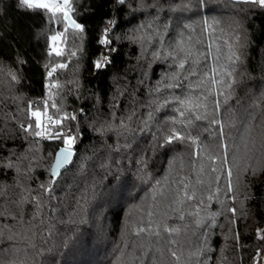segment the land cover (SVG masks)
I'll return each instance as SVG.
<instances>
[{"label":"trees","instance_id":"trees-1","mask_svg":"<svg viewBox=\"0 0 264 264\" xmlns=\"http://www.w3.org/2000/svg\"><path fill=\"white\" fill-rule=\"evenodd\" d=\"M73 7L84 32L69 30L57 56L49 37L62 31L59 21L0 0V264H251L264 248V7L243 0H73ZM205 20L215 22L214 34ZM150 23L168 26L165 46L181 34L203 41L195 45L202 51L211 42L218 64L234 69L227 103L220 96L216 113L187 125L198 146L191 138L165 142L171 119H183L173 97L206 91L191 75L165 87L176 83L174 73H187L171 57L153 58L156 50L164 56L158 38L146 50L126 38ZM232 52L240 56L234 64ZM102 56L109 63L97 69ZM58 64L67 67L48 77ZM215 99L208 97L209 113ZM45 101L54 119L76 117L49 124L52 135L77 137L72 164L54 179L62 140L21 127L35 125L31 112H43ZM174 127L183 134L185 126ZM156 226L160 237L150 235Z\"/></svg>","mask_w":264,"mask_h":264},{"label":"snow or ice","instance_id":"snow-or-ice-1","mask_svg":"<svg viewBox=\"0 0 264 264\" xmlns=\"http://www.w3.org/2000/svg\"><path fill=\"white\" fill-rule=\"evenodd\" d=\"M118 3L123 4L125 0H117ZM239 2V0H238ZM243 2L255 5L257 7H264V0H243ZM18 3L25 8L29 10H43L49 18V21L51 22L53 19L60 22L62 26V31L55 32V34L51 35L49 37V40L51 41V47L55 54L57 56L63 55V52L60 48V44L63 43L62 37H65V34L71 30L73 34L77 33H83L84 32V25L77 22L76 19L73 18L74 14V7H73V0H18ZM204 23L207 25V29L210 31V34H214L215 27L213 23H209L207 20L204 21ZM114 24V21H109V27H111ZM164 31H160L158 28H154L153 25L150 23L148 25H141L137 29L133 30L131 34L126 36V38L132 42H139L141 44L142 49L146 50V46L151 43L154 37L159 39V45L160 48L164 49V56L161 57L160 51L156 50L152 53V56L154 59H167L171 57L173 59V62L176 64L177 68L181 72L187 73L183 77H181L180 73H174L171 77L172 80L176 81V83H169L165 85L167 88H174V87H180V80L181 79H188V76H196L198 81V87L201 93L206 91V95L201 96L199 93H197L195 96L188 95L183 98L181 97H173V100H175L178 103V107L174 109L177 113H179V117L183 119H178L176 117H173L170 121V123L173 125V127L169 130V135L165 138L166 143H171L173 140H186L191 138L193 144H197L198 141L196 138L190 137V135L187 133V125L191 124V120L194 119H207L208 115L214 114L218 111L221 105V100L219 99L220 96H224L223 103H227L228 98L231 96V89L233 84L235 83V78L233 76L234 69H230L228 66L220 65L218 64L219 56L215 54V52L211 51L213 49V43L209 42L207 44V48L209 51H202L195 47L196 44H202L203 41L196 40L193 41L192 37L189 36L185 38L181 34V38L176 42L175 46L168 45L165 46L163 37L165 35V32L167 30V25H164ZM147 29H151V33L147 31ZM109 31V28H106L104 30L103 38L101 39L100 43L107 46L112 43V41L108 38L107 33ZM237 41H239V37H237ZM115 49H110V51H114ZM216 52L219 51V47L216 46L215 49ZM72 55H75V53H72ZM212 57V60L209 61V57ZM240 60V56L236 52H232L231 55L228 57V61L231 64H234L235 62ZM205 62L207 65V71L200 70V72H197V68L200 65L201 62ZM107 63H109L106 56H102L100 60H97L95 62V67L97 69L104 67ZM185 64H189V68L185 69ZM67 67L66 64H58L55 67L51 68L47 75L48 77H51L53 72L56 71V68H65ZM225 77L228 78V82L225 84ZM58 86V85H53ZM217 86H225L228 90L227 95H225V91L223 88H217ZM157 91L160 90V85L157 86ZM209 96H215L216 99L213 101V106L211 113H209V105L207 104V100ZM169 103V101L166 99L164 101V104L158 105V107H164ZM52 107L55 108V102L52 103ZM59 109H57V114L59 113ZM199 112V115L193 116V113ZM55 115V114H54ZM31 116L35 118V125L28 124L26 127L24 125H21V127L24 129V131L32 130L33 127L35 129H41L38 131H34L35 136L44 137L45 135H48L50 138L54 139H61L63 144L65 145L63 148H61L58 152V154L54 157V164L51 168L52 175H59V170L66 164L70 163L71 157L73 155V147L76 142L77 137L74 135H68L61 131H57L54 135L51 134L49 129V124L59 126L63 123L64 120L67 119H76L75 115H70L65 113L63 116H58V118L54 119L53 115H49L47 111V101H45V108L42 112L39 108L37 110L31 112ZM42 117L44 119H42ZM210 123L220 124V132L223 133V124L221 121L216 120L215 118L210 121ZM176 124H181L182 126H185L184 132L182 134L181 131H177L174 127ZM122 127L123 123L121 124ZM225 149H227V145H222ZM199 154L198 152L196 153ZM224 162H227V157H224ZM11 166V165H9ZM215 171V169H213ZM227 175L229 177L228 180V191L230 192L232 190V184H231V175L232 171L231 168L227 169ZM43 187V185L41 186ZM188 188V185H184V196L191 200L195 197V192H192L191 195H189L188 191L186 189ZM50 191V189H47ZM219 191V189L217 190ZM212 197H209V200H211ZM234 199V197H233ZM229 211H232L235 213V209H229ZM182 218V217H181ZM199 223V221L197 222ZM146 231L145 228H140L137 231V235H139L141 232ZM165 232H169L171 234L172 232L178 231L177 229H168L167 227L164 228ZM150 235H154L156 237L161 236V232L159 229V226H156L153 231L150 232ZM169 243L175 244V240H170ZM171 255L175 257L176 261L180 260V257L177 255L175 251H172Z\"/></svg>","mask_w":264,"mask_h":264},{"label":"built area","instance_id":"built-area-1","mask_svg":"<svg viewBox=\"0 0 264 264\" xmlns=\"http://www.w3.org/2000/svg\"><path fill=\"white\" fill-rule=\"evenodd\" d=\"M51 50H53L51 48ZM251 264H264V248H258L253 257H252V263Z\"/></svg>","mask_w":264,"mask_h":264},{"label":"water","instance_id":"water-1","mask_svg":"<svg viewBox=\"0 0 264 264\" xmlns=\"http://www.w3.org/2000/svg\"><path fill=\"white\" fill-rule=\"evenodd\" d=\"M63 147H64V146H60V147L56 150V152H55V156L58 154L59 150H60L61 148H63ZM55 156H54V157H55ZM74 158H75V150L73 149V155H72V157H71V161H70V163L64 165V166L59 170L60 174L62 173L63 169L67 168L68 166H70V165L72 164ZM53 164H54V160H53L52 166H53ZM51 168H52V167H51ZM60 174H59V175H60ZM50 175H51V177H52L53 179L59 176V175H55V176H53V175H52V172H50Z\"/></svg>","mask_w":264,"mask_h":264}]
</instances>
